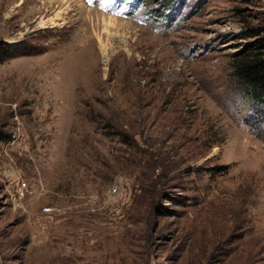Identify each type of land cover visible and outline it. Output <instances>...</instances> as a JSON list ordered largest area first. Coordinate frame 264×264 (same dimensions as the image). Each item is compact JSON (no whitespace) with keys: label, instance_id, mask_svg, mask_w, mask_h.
Here are the masks:
<instances>
[{"label":"rangeland","instance_id":"1","mask_svg":"<svg viewBox=\"0 0 264 264\" xmlns=\"http://www.w3.org/2000/svg\"><path fill=\"white\" fill-rule=\"evenodd\" d=\"M101 4L0 0V264H264V0Z\"/></svg>","mask_w":264,"mask_h":264},{"label":"trees","instance_id":"2","mask_svg":"<svg viewBox=\"0 0 264 264\" xmlns=\"http://www.w3.org/2000/svg\"><path fill=\"white\" fill-rule=\"evenodd\" d=\"M257 27L249 28L241 34L252 37L241 49L232 54V66L246 89L264 100V35L260 36ZM16 44L0 41V62L13 54Z\"/></svg>","mask_w":264,"mask_h":264},{"label":"built area","instance_id":"3","mask_svg":"<svg viewBox=\"0 0 264 264\" xmlns=\"http://www.w3.org/2000/svg\"><path fill=\"white\" fill-rule=\"evenodd\" d=\"M26 184H27V183H26V182H24V185H25V186H26Z\"/></svg>","mask_w":264,"mask_h":264},{"label":"bare ground","instance_id":"4","mask_svg":"<svg viewBox=\"0 0 264 264\" xmlns=\"http://www.w3.org/2000/svg\"><path fill=\"white\" fill-rule=\"evenodd\" d=\"M103 4V3H102ZM104 6H106L107 4H103Z\"/></svg>","mask_w":264,"mask_h":264}]
</instances>
